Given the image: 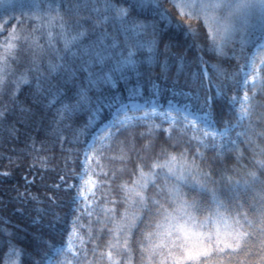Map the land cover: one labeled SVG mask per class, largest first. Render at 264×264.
<instances>
[{
  "label": "snow or ice",
  "instance_id": "obj_1",
  "mask_svg": "<svg viewBox=\"0 0 264 264\" xmlns=\"http://www.w3.org/2000/svg\"><path fill=\"white\" fill-rule=\"evenodd\" d=\"M169 3L178 10L181 17L189 20L202 21L207 28L208 50L218 54H224V49L232 44H239V48L233 47L229 59L242 60L240 67L229 73L225 79L233 83L236 89L241 85L249 86L253 94L257 91L264 93V43L256 45V51L260 54V62L256 63L255 55L248 46V38L253 29H258L261 39L264 40V0H169ZM117 6L114 0H26L24 3H13L11 0H0V7L5 13L16 9L26 10L32 14L38 23L43 17V24L39 28L47 29L53 20L60 19L61 9L65 13L79 16L81 11H87L90 15L83 19V23L92 20L91 33L83 27L81 20H77L75 31L67 36L65 30H71V25L60 23L58 27L63 42V52H57V62L49 63V77L55 73L59 79L52 83L50 78L43 74L35 77V85L31 84L28 77V69H25L12 81L14 88L10 93L12 101L19 105L22 114L30 115L31 108H25L17 99L20 86L28 85L27 98L35 99L37 96L47 100V107L56 104L59 120H63L66 114L76 112H87L88 121L82 128L76 131L77 137L89 134L93 136L92 142L85 143L86 149L96 150L95 142L99 139L101 147L106 140L118 136L122 130L136 126L137 122L148 124L149 135L153 127L152 118L158 109L154 101L145 100L143 104L133 103L128 115L129 106L121 104L112 114V119L102 124L96 132L90 133V126L99 113L100 95L94 97L88 93L95 89L100 92V86L111 83L116 73L125 77L122 70L127 68L136 72L140 65V55L148 53L145 57L152 60L158 57L157 43L162 38L161 21L171 20V14L161 5L160 0H120ZM151 5V7H149ZM55 15H51L52 13ZM151 16V19L140 20L139 16ZM12 17H9V20ZM19 21V17L16 18ZM6 23V22H5ZM176 26L184 30L185 35L191 36L196 49L202 50V44L198 41L202 33H199L190 25L185 27L178 22ZM101 25L105 28L99 31ZM112 31H108L107 26ZM33 27L32 32L39 30ZM92 35L94 39H88ZM49 45H52V33L48 32ZM8 43L4 45L5 52L11 53L17 47V43L23 42L35 50L40 48L39 38L34 34L25 33L23 37L13 29L7 36ZM87 39V43L83 41ZM16 41L17 43H13ZM169 43H165V50ZM182 60V57H177ZM79 61V63H77ZM31 63L33 71L38 70L37 58L34 55ZM207 62L200 58L201 67ZM99 65L98 71L90 69ZM183 64H178L180 71L184 69ZM161 79H167L168 66L161 62ZM10 66L4 56H0V91L7 88L6 73ZM87 73L83 83L77 79V72ZM139 75V74H138ZM173 84L176 83L173 74ZM207 77V73H205ZM185 83L192 93L194 104H181L179 106L169 102L167 107L159 111V116L169 124L165 129L168 139H173L171 132L173 128L178 129L181 138L187 140L180 142L187 144L179 157L161 149L156 157L144 171V166L137 165V176L132 185H121L123 195L120 203L124 205L117 218L115 207L103 209L106 219L103 223L111 222L109 230L115 242H108L109 249H117L127 253L124 264L132 262V243L135 237L141 251L140 264H236V258L242 257L239 264H264V159L255 161V171H247L233 180L229 177L225 181L223 170L216 169V179L210 173L213 169L204 170L200 163L204 157L201 149L216 150L223 152L226 148L239 152L238 142L246 145L245 150H250L254 155L264 157V143L257 144L256 139L264 138V132L255 133L251 125L242 131L236 132V128L249 119L253 110L252 100L254 98L245 91L243 98L238 96L227 97V83L216 85L229 106L226 115L233 116V120H217L213 118V105L211 98L205 99L199 94L203 87V81L197 82V75L193 72L190 79ZM151 87V81H149ZM136 92V89H132ZM68 103L67 101H73ZM239 103V107H236ZM124 113L121 116V113ZM139 112V115L135 113ZM14 113L10 110L0 111V118L8 119ZM217 125H221L218 127ZM159 127V125H155ZM114 129V131H113ZM103 132L104 135H100ZM235 132L232 137L229 133ZM191 133V135H189ZM144 134L142 133L141 136ZM243 140L240 141V138ZM178 146L176 142L172 145ZM195 146L196 151L192 153L193 159H187L188 151ZM154 145L151 141L146 142L143 151L152 150ZM88 158V152L85 151ZM161 157H164L161 159ZM7 175V173H5ZM82 179V176L80 177ZM63 180V177H61ZM163 180V183L158 181ZM89 185L87 192L84 186L78 188L77 196L72 198L76 204L83 198L88 206V195L94 197L92 187L96 181L91 177L84 182ZM75 187L66 184L67 190ZM149 189L152 190L149 195ZM107 203V200H105ZM116 200L112 201L115 205ZM73 211H79L74 208ZM39 213L40 210L37 209ZM91 215V213H89ZM54 220H60L57 215ZM79 217L74 218L75 225ZM7 223V221H4ZM47 227L55 231L56 225L49 224ZM0 233L9 236L6 241L9 252L5 254L6 264H79L73 252V238L77 235L73 227L69 233L66 246L59 243H48L40 237H34L33 244L26 245L23 249L17 248L13 243V234L4 229ZM121 238L123 243H121ZM38 243L46 245L38 247ZM72 253V258H69ZM14 256L15 259H10ZM55 257H59L56 259ZM103 254L100 259L102 260ZM108 260L112 261V252L108 253Z\"/></svg>",
  "mask_w": 264,
  "mask_h": 264
},
{
  "label": "trees",
  "instance_id": "obj_2",
  "mask_svg": "<svg viewBox=\"0 0 264 264\" xmlns=\"http://www.w3.org/2000/svg\"><path fill=\"white\" fill-rule=\"evenodd\" d=\"M13 3H24L26 0H11ZM60 2V0H57ZM117 6L120 0H114ZM162 7L171 14V20L161 21L163 29L162 38L157 43L158 57L147 60V52L140 55L141 64L137 66L136 72L130 69H123L122 74L125 77L121 79V74L116 73L111 83L100 86V92L95 89L89 91V96L100 95L98 104L99 113L90 126V133L107 123L113 112L121 104L136 102L143 104L145 100L162 106L169 102L177 106L181 104H194L195 101L189 87L185 83L186 76L191 78L193 72L197 75V82L203 81V87L199 94L205 99L211 98L213 105V118L217 120H233V116L226 115L229 111L225 99L218 94L220 89L216 85L228 84L226 96L232 97L239 94V89L233 86V83L227 81L225 77L236 71L243 63L235 58L229 59L232 55L233 47L239 48V44L228 45L224 49V54H218L208 50L209 41L207 39V28L202 21L189 20L187 17H181L178 10L175 9L169 0H160ZM151 7V5H149ZM51 15H55L53 12ZM90 14L87 11H81L79 16L65 13L61 9L62 20H53L47 29L39 28L43 24V17L39 23L33 19L32 14L26 10L16 9L5 13L0 7V56H4L10 66L6 73L7 88L0 91V111L10 110L14 113L8 119L0 118V229L13 234V243L17 248L23 249L26 245L33 244L34 237H40L42 241L48 243L65 244L69 234L71 224L74 218L78 217L77 203H72V198L77 196V184L79 176L85 169L84 158L86 146L85 143L91 142L93 136L87 137L80 135L77 137L76 131L88 121L87 112H76L66 114L63 120H59L56 109L59 104L53 107H47V100L44 97L37 96L34 100L26 97L29 90L28 85H21L17 92V99L25 108H31L30 115L20 113L19 105L14 103L10 93L14 88L12 83L22 71L28 69V77L31 84L35 85V77L43 74L50 78L52 83H56L59 77L52 73L49 77L48 64L57 62V52H63V42L58 35L61 31L58 25L65 23L71 25V30H65L67 36H71L80 29L76 27L77 20L86 19ZM9 17L12 19L9 20ZM19 17V21L16 19ZM152 17L141 15L140 20L151 19ZM95 17L92 18L94 20ZM92 20L83 23L91 33ZM6 22V23H5ZM191 26L197 32L202 33L198 41L202 44V50H197L193 38L187 36L184 30L178 28L176 23ZM18 35L23 37L25 33L36 35L41 45L35 50L22 41L17 43V47L6 53L4 45L8 43L7 36L13 29ZM39 28L35 33L33 27ZM111 32V26H107ZM104 25H101L99 31H103ZM48 32L52 33V45H49ZM90 35L88 39H94ZM261 41V34L258 29H253L248 38V46L252 50ZM87 43V39L83 41ZM165 43H169V48L165 50ZM37 58L38 70L33 71L31 63L33 56ZM177 57H182L178 60ZM207 63L201 67L200 58ZM161 62L168 66L167 79H161ZM79 63V61H77ZM183 64L184 69L180 71L177 65ZM99 65L91 68L93 72L98 71ZM176 83L173 84L174 76ZM207 73V77H205ZM139 74V75H138ZM77 79L83 83L87 76L86 72L78 71ZM151 81V87L149 84ZM132 89H136L133 92ZM72 103L73 101H67ZM253 110L250 114L248 125H251L255 133L264 132V93L256 92L253 98ZM153 127L149 135L148 124L137 122L136 126L129 127L111 140H106L103 147L97 142L95 155L92 160V174L98 181L95 190L94 203L89 213L91 215H81L79 217V232L81 241L78 248L76 259L79 264H124L127 259V253L120 252L113 248H108V242H115V237L111 236V222L103 223L106 219L103 209L105 207H115L117 218L124 205L120 203L123 195L121 185H132L133 179L137 176V165L144 166V171L148 170L156 157V153L165 149L168 153H173L179 157L181 150L188 147L187 144L180 142L187 140V137L180 136L179 130L173 128L171 135L173 139H168V133L165 129L169 124L159 117L152 118ZM155 125H159L156 127ZM220 127L221 125H217ZM246 127V128H247ZM237 132V129L235 130ZM144 134L141 136V134ZM191 135V133H189ZM230 136L234 137L235 132ZM255 139L257 144L264 143V138ZM243 137L240 138V141ZM151 141L154 147L150 151H143L146 142ZM176 142L178 146L172 145ZM239 152L231 147L223 152L217 153L216 150L201 149L204 157L200 166L204 170L213 169L210 173L212 178L216 179V169L223 170L225 181L229 177L233 180L240 177L247 171H255V161L264 159L259 155H254L252 151L245 150L246 145L238 142ZM196 151L195 146L188 151L187 159H193L192 153ZM164 157H161L163 159ZM7 173V175H5ZM63 177V180L61 179ZM163 183L161 179L158 181ZM73 184L75 187L71 191L67 190L66 184ZM152 190L149 189V195ZM107 200V203L105 202ZM116 200L115 205L112 201ZM37 209L40 212H37ZM59 216L60 220H54V216ZM7 221V223H4ZM55 224V231L47 227L49 224ZM9 236L0 233V241H6ZM121 243L123 239L121 238ZM38 247L44 248L46 245L38 243ZM132 262L140 264L141 251L135 244V237L132 243ZM112 252V261L108 260V253ZM9 252L7 244L0 243V264H6L5 254ZM103 254V259L100 257ZM59 259V257H55ZM72 258V255H69ZM242 257L236 258V264ZM10 259H15L11 256Z\"/></svg>",
  "mask_w": 264,
  "mask_h": 264
},
{
  "label": "rangeland",
  "instance_id": "obj_3",
  "mask_svg": "<svg viewBox=\"0 0 264 264\" xmlns=\"http://www.w3.org/2000/svg\"><path fill=\"white\" fill-rule=\"evenodd\" d=\"M262 43H264V40L261 39V41H260L259 44H262ZM259 44H258V45H259ZM252 55H255V57H256V63L259 64V62H260V54L257 53V51H256V46H255V48H254L253 51H252ZM250 85H251V81H249V86H248L247 88L244 87L243 85H241V87L239 88V94H237V95H235V96H238V97H240V98H243L245 91H247V92H248V95H249L250 97H253L254 94H253V91L251 90ZM255 94H256V93H255ZM151 102H153V101H151ZM133 103H134V102L126 103V105L129 106V111H128V113H127L128 115H133V114H134V113L131 111V105H132ZM154 103H155V102H154ZM138 104H139V103H138ZM168 104H169V103H168ZM168 104H167V105H168ZM172 104H175V103H172ZM252 104H253V100H252ZM155 105L157 106V109H158V112H157V114H156L155 116H156V117H159V118H161V119L163 120V118H162L161 116H159V111L164 110V109L167 107V105L162 106L161 104H156V103H155ZM175 105H176V104H175ZM236 107H239V103H237ZM135 114H136V115H139L140 113H139V112H136ZM120 115L123 116L124 113L122 112ZM155 116H154V117H155ZM249 118H250V117H249ZM111 119H112V118H111ZM111 119H110V120H111ZM248 122H249V119H246V120L240 125V127L236 128V129H237V132L244 130V129L247 127ZM113 131H114V129H113ZM100 135H104V133L101 132ZM229 135H230V133H229ZM92 140H93V139H92ZM91 142H92V141H91ZM97 142L100 143L99 139H97L95 143H97ZM95 148H96V145H95ZM87 152H88V158H86V157L84 158L85 169H84L83 173L79 176V181H78V184H77V188H79V187H81V186L83 185L85 191L87 192V189H88L89 185L85 184L84 182L87 181V180L89 179V177H91V179H92L93 181H96L95 186L92 187V192L95 193V190H96V188H97V186H98V181H97V179H96V178L93 176V174H92V163H91L92 160H93V158H94L95 151H93V150H91V149H87ZM81 176H82V179L80 178ZM87 203H88V206L85 207L86 201H85L83 198H81V199L78 201V203H77V208L79 209V211L77 212V213H78V217H80V216L83 215V214H84V215H89V212H90V210H91V207L93 206V203H94V197L91 195V193H89V195H88V202H87ZM73 227L76 228V232H77V235L73 238V252L77 255V253H78V248H79V244H80V241H81V235H80V232H79V219L77 220V222H76L75 225H74L73 222H72L69 233L72 232ZM68 235H69V234H68ZM67 238H68V236H67ZM66 244H67V239H66L64 245L66 246ZM68 255H72V253H69Z\"/></svg>",
  "mask_w": 264,
  "mask_h": 264
}]
</instances>
